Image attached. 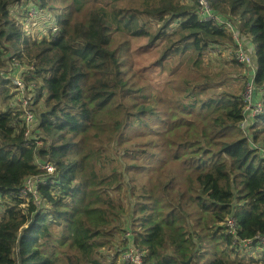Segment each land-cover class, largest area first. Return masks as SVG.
I'll list each match as a JSON object with an SVG mask.
<instances>
[{"label":"trees","instance_id":"trees-1","mask_svg":"<svg viewBox=\"0 0 264 264\" xmlns=\"http://www.w3.org/2000/svg\"><path fill=\"white\" fill-rule=\"evenodd\" d=\"M20 1L0 0V264H124L116 245L127 232L145 264H236L232 239L264 235V158L239 127L242 91L223 89L230 74L201 71L221 56L226 65L236 32L246 35L260 45L255 82L264 100V0H211L212 22L201 21L194 0H138L142 10L127 0H64L59 32L25 40L36 64L25 74L36 96L28 133L14 81L28 62L18 53L21 19L10 18ZM122 36L138 42L128 67ZM250 129L264 145V113ZM158 136L186 189L170 187L174 174L142 180ZM46 163L54 173L41 170ZM40 175V204L18 196Z\"/></svg>","mask_w":264,"mask_h":264},{"label":"rangeland","instance_id":"rangeland-1","mask_svg":"<svg viewBox=\"0 0 264 264\" xmlns=\"http://www.w3.org/2000/svg\"><path fill=\"white\" fill-rule=\"evenodd\" d=\"M63 0H56L52 1V4L59 8V11H56V14L58 15L61 11L64 10L65 6L62 5ZM85 2L88 4V7H97L102 5H107L110 0H85ZM127 6H133L139 9H143V7L140 6V3H138V0L131 2L130 0L125 1L124 3ZM57 15H56V21H57ZM44 15L41 14L40 16V23H42L44 20H48L50 17H43ZM46 31L41 32L40 35H45ZM124 36V33H123ZM122 36V43L121 45H125L124 49L122 50V56L125 61L126 66L128 67V64L132 59L135 58V50L136 46L138 44L137 40L135 38H129L124 39ZM224 57L221 56L218 59H215L213 61H210L206 64L204 67V70L201 71L203 74H210L212 76L219 74L223 77H228L227 74H230V79L226 82H223V89H232V90H239L242 91V95L244 96L246 92V86H247V75H246V67L243 64H240L230 59V61L227 62L226 65H223ZM253 62L255 68L258 70L260 64L259 59L256 57H253ZM196 68V67H195ZM200 71V70H199ZM239 72L241 75L234 77L232 76V73ZM232 76V77H231ZM255 99H259V96L255 94ZM4 109V107L2 106ZM26 118H25V124L28 126V130L31 128V123L29 121L30 115H32V112L29 110V108H26ZM162 135V134H160ZM157 152H158V158L155 161H147L146 165L147 167L145 169H142L140 171L141 178L143 181H155L159 178H163L169 174L175 175V181L170 184V187H181L183 189H186V181L183 174V169L180 167L178 161L174 160L169 152L168 146L166 144V141L163 136H158V145H157ZM42 203V202H41ZM40 204V202H39ZM186 207L189 208L194 216H199L200 211L196 210V206L191 202H186ZM243 213L244 215L250 216L252 214V205L250 203L244 202L243 204ZM230 225H232L231 219L229 221ZM129 232L122 234L121 237V245H116V250L119 252L120 260L122 263H124V256H123V244L124 242H128L131 239L128 237ZM221 238V235H219ZM231 237V236H230ZM232 238V237H231ZM248 244L251 243V241H247ZM232 248L230 249V257L234 263H241V264H264V245H254L253 247L247 248L246 244H240L238 242L234 243L232 239ZM224 248V247H223ZM252 253V254H251ZM253 255V256H252Z\"/></svg>","mask_w":264,"mask_h":264},{"label":"built area","instance_id":"built-area-1","mask_svg":"<svg viewBox=\"0 0 264 264\" xmlns=\"http://www.w3.org/2000/svg\"><path fill=\"white\" fill-rule=\"evenodd\" d=\"M202 10L203 16L201 18L202 22H212L217 21L219 19V15L213 10L211 0H194ZM35 70V63L31 62L27 67H21L16 76H15V84L18 87L17 95L19 96V102L23 106V111L26 108L36 101V96L32 93L33 87H31L30 83L25 78V72L29 74L33 73ZM255 94L259 96V99H255ZM245 101V107L243 111V119L239 124L240 130L244 134V137L248 140L251 148L258 151V153L264 158V145L261 143H257L254 140V136L250 129V121L252 117L257 118L258 116L264 113V100L262 98V94L257 91L256 85L254 83L248 84L246 86V92L243 96ZM29 110L32 112V115L29 117V121L31 123V128L27 133L34 129V115L35 113L29 107ZM26 118V111H25ZM41 170L46 171L51 174L54 173L56 167L51 163H46L40 165ZM44 182V176H34L30 177L26 180V184L23 188H21L18 196L22 198L28 197L31 194L35 201L39 204L38 198V189L39 185ZM232 225L229 226L233 230L234 234H236V229L240 228V225L235 217L230 218ZM230 221V220H229ZM128 237L131 239L128 241L127 248L123 250L124 263L126 264H145V251L133 244V237L131 236V232H129ZM237 241V240H236ZM247 241H251L250 244ZM242 244H246L247 248L253 247L254 245H264V235L258 233L252 238L243 239L240 241Z\"/></svg>","mask_w":264,"mask_h":264},{"label":"clouds","instance_id":"clouds-1","mask_svg":"<svg viewBox=\"0 0 264 264\" xmlns=\"http://www.w3.org/2000/svg\"><path fill=\"white\" fill-rule=\"evenodd\" d=\"M24 1H28V0H23V1H20L18 3L11 5V7H10V18L11 19H21V35H22V38H21V44H20L18 53L23 58H26L28 65H29L31 62H34V61H32L30 58L26 57L25 40L27 38H30V37L39 38L41 32H43L44 30L51 31L52 35L57 34L60 30V24L58 23V16L60 14L67 12L68 3L64 2V0H63L62 5H64L65 8L58 15L56 14L57 15V21H56V15H54V16L52 15L54 17V23L53 24H47L44 22L45 20L42 23H40L41 14L44 15L43 17H47V16L49 17L50 14H52L53 12L56 13V11H59L60 9L56 8V10H51L47 14H45L39 8V6L34 3V0H29V1L33 2L32 6L28 10H26L21 17H18V18L13 17L14 16V10H15L14 6H19ZM47 3L52 4V1L47 0ZM247 42L255 43L257 45L256 50H254V49L250 50L247 47ZM259 46H260L259 43L252 41L248 36H246V35L242 36L238 32H236L235 46L232 48L233 60H235L236 62H238L240 64H243L246 67V69H247L246 75L248 78L247 85L252 84V83H254L256 85L255 80H256V76H257V73L259 71L260 66H259L258 70L255 68L254 62H253V57H256L257 59H259V64L261 65V59H260V56L258 55ZM28 65L26 64L25 66H28ZM20 68H18V69H20ZM17 70H16V72H17ZM26 73H28V72H25V74ZM14 81H15V77H14Z\"/></svg>","mask_w":264,"mask_h":264},{"label":"crops","instance_id":"crops-1","mask_svg":"<svg viewBox=\"0 0 264 264\" xmlns=\"http://www.w3.org/2000/svg\"><path fill=\"white\" fill-rule=\"evenodd\" d=\"M32 4H33V2L28 0V1H24L19 6H14V9L15 10H14V16L13 17H16V18L21 17L23 15V13L32 6ZM52 15L54 16V15H56V13L53 12L52 14H50V16H49L50 18L48 20H45L44 22L47 23V24H53L54 23V17ZM247 47L250 50H252V49L256 50L257 45L255 43H249V42H247ZM25 67H27V66H25ZM18 70H17V72H18ZM17 72H16V74H17ZM233 75H234V77H236V76H240L241 74L239 72H235ZM254 121H255V117H252L251 118V121H250V126H251V124ZM123 250H125V248ZM124 264H126V263H124Z\"/></svg>","mask_w":264,"mask_h":264},{"label":"water","instance_id":"water-1","mask_svg":"<svg viewBox=\"0 0 264 264\" xmlns=\"http://www.w3.org/2000/svg\"><path fill=\"white\" fill-rule=\"evenodd\" d=\"M192 259V258H191ZM191 259L186 261L185 264H190L191 263Z\"/></svg>","mask_w":264,"mask_h":264}]
</instances>
